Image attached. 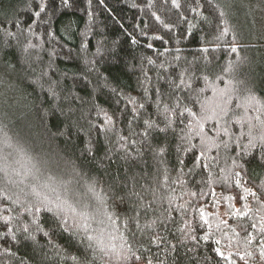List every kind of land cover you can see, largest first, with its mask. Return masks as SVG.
I'll use <instances>...</instances> for the list:
<instances>
[{"label":"trees","instance_id":"obj_1","mask_svg":"<svg viewBox=\"0 0 264 264\" xmlns=\"http://www.w3.org/2000/svg\"><path fill=\"white\" fill-rule=\"evenodd\" d=\"M255 1L180 0L176 9L171 0H69L70 7L55 0L36 17L45 0H0V233L2 218L11 216L9 227L19 241L0 240V264H72L68 257L85 251L89 260L96 257L94 264H116L112 245L119 252L124 240L153 264H264L259 243L264 205L249 196L247 216H236L230 204L242 208V202L226 199L244 187L259 192L264 185V162L249 164L264 132L255 119L261 113L249 108L245 115L237 107L243 102L238 89L264 99V41L256 36ZM225 21L230 31L216 41ZM205 47L208 52L202 51ZM182 73L185 80L191 77L190 89L175 87ZM129 99L136 101L138 116ZM177 99L182 104L177 112L187 105L198 114L196 120L201 114L210 117L203 127L209 138L203 157L199 129L187 113L184 123L177 119L167 133L138 135L147 119L163 127L159 113ZM222 108L228 109L224 119ZM105 113L115 122L107 131ZM248 121L255 125V148L249 145ZM121 135L136 145L122 149ZM163 145L167 152L160 155L156 148ZM90 185L107 193L114 206L109 214L119 219L109 221L97 213L101 205ZM33 189L52 202L66 201L69 224V209L87 213L90 234L102 241L95 251L87 249L86 240L80 243V236L64 232L47 212L37 215L49 237L37 233L35 242L25 240L23 226H31L32 218L2 197L7 193L16 199L15 193L25 203L35 202ZM137 212L139 228L129 219ZM126 221L131 231L124 228ZM252 223L255 229L241 230ZM247 234L255 239L245 247L238 240ZM205 235L208 240L202 239ZM217 247L228 260L214 251Z\"/></svg>","mask_w":264,"mask_h":264},{"label":"snow or ice","instance_id":"obj_2","mask_svg":"<svg viewBox=\"0 0 264 264\" xmlns=\"http://www.w3.org/2000/svg\"><path fill=\"white\" fill-rule=\"evenodd\" d=\"M167 2H168V0H165V3H167ZM54 4H55V0H45L44 3H41L39 5V11H37L35 13V16L39 17L40 14L42 12H44L47 7H50L51 5H54ZM61 4L64 7H70L71 6L69 0H61ZM171 4L176 9H180L182 6L180 3V0H171ZM149 6H151V5H149ZM192 10L195 11V9H192ZM220 15L223 16L224 13L221 12ZM153 16L155 17V19L157 21L163 23V21H161L160 16L156 15L155 13H153ZM182 18L185 20L187 19V17H182ZM163 26L165 28H167L169 31L172 30V25H170V24L164 23ZM229 31H230V29L227 25V22L225 21L224 27L222 28V30H220L219 35L215 36L214 39L216 41L223 40L227 36ZM8 35L12 36L14 34L9 32ZM153 38L154 39H161V40L163 39L162 37H159V36H155ZM233 39L235 40V37H233ZM149 47L151 48L152 45H149ZM202 51L208 52L209 49L207 47H205L202 49ZM232 51L235 52L236 48L233 47ZM148 63L154 65L155 61H153L149 58ZM190 81H191V77L188 80H185L184 74L182 73L181 77L179 79V83H176L175 87L177 89H179V88L190 89L191 88V82ZM113 91H115V90H113ZM237 91L240 92V96H241V99L243 101L241 104H238L237 107L244 109L245 115L247 114V110L249 108L254 109L255 111L261 113V115H264V99H258L254 94H252L251 90H249L247 88H244L242 90L238 89ZM52 95H56V93L53 91ZM128 103L132 104L134 106L133 107L134 115L138 116L139 114L136 113V111H135L136 101L134 99H129ZM225 103L227 104V101ZM181 106H182V104H181L180 99H177L174 101V107L169 106L168 104H165L163 107V111L159 113L163 117L162 123L164 124V126L161 127L159 123H157L151 119L144 120L143 124L145 126V130L142 133H139L138 135H141L142 137H148L149 136V130H158L160 133H167L170 128H173V125L176 123L177 119H179L180 123H184L183 117H184L185 113H187L188 116L193 117L195 127L197 129H199V131L196 134L201 137V151L199 152V155L201 157H203L205 155V151L208 149V146H209V138L207 137V134L203 132V127H204V122L207 119H209L210 117L208 115L201 114V115H199V119L196 120L195 118L197 117L198 114L196 112H194L192 110V108L188 107L187 105L183 106L182 111L177 112V109H180ZM139 108H144V105L139 104ZM157 108L158 109L160 108L159 104H157ZM205 111H207V110L205 109ZM221 113H223V115H221L220 118L224 119V117L228 115V109L222 108ZM261 115H258L255 119L258 121L260 128L264 129V118H261ZM105 119L107 120V123L109 126L108 128H106V131L111 130L112 128L115 127V122L112 120L111 117H109L107 115V113H105ZM242 121H243V117H241L240 120H238L237 122L242 123ZM248 124H249V129H250L248 132V136L250 137L249 145L252 148H255V147H257V145L255 144L256 137L252 136V131H251L252 128L255 127V125H253L251 121H248ZM186 126L191 127L192 122H190L189 125H186ZM223 132L225 135H229V131L227 128H224ZM241 136H243V133L241 134ZM140 142L143 143V140H141ZM236 142L239 143V139H237ZM118 143H120V147L122 149L127 150L128 145L134 146V145H136L137 141L134 139H129L128 137L121 135V136H119ZM190 143H191V140L189 139V144ZM5 145L7 147H11V144L8 143L7 140H5ZM225 147L226 148L228 147L227 143H225ZM258 147H259V152L255 155H253V158L251 161H249V164L255 163V161L257 159H259L261 162H264V132H262V134L259 136ZM89 151L91 152V148L89 149ZM156 151L158 152V154L163 155L164 153L167 152V145L157 146ZM9 155H10V153H9ZM5 159H7V157H5ZM181 163H183V162L181 161ZM233 163L235 164V161H233ZM203 166L205 168L209 167L208 164H205ZM235 178H236L235 184L239 187L241 185V179H242L240 171L235 172ZM89 190L96 194V198L101 205V208L97 209V213L99 215L106 216L109 221L119 219V217L117 215H115L114 212L112 214H109L108 210L112 209L114 206L108 204L109 197H108L107 193L104 192L103 189H100L99 191H97L96 185H90ZM33 193L36 195L37 199L35 202H28V203L21 201L19 194H15V193L13 195L16 196V199H13V196L8 195L7 193H5V195L2 197V199L4 201H12V203L17 204L18 207L22 208L23 213H26L28 216H30L32 218L31 226H34V227H31L28 224H25L23 226V232L27 234L24 236L25 240H31V241L35 242L37 233H42L43 236L49 237V232L44 230L43 225L40 222V217L37 215L38 213H41V212H47V213L52 214V217H53L54 221L56 222L57 226L62 228V230L64 232H68L69 235H71V236H80V243H84V241L86 240L88 242L87 243V249H93V251H95V246L102 243V241L100 240V238L98 236H94V235L90 234L89 225L87 223V221H88L87 213L76 212L74 209H69L72 211V217H71L72 223L69 224V219L66 218L67 213H68V210H66V207H65V205L67 203L66 201L61 202L58 200L56 202H52L47 197H41L40 194L35 191V189H33ZM249 196L255 198L259 203L264 205V185L260 186L259 192L253 191L249 187H244L242 190V193H237L236 196L226 197V199H228L229 201H235V200H237V198H239V200L242 202V208H234L230 204V208L233 209V213H232L233 215L247 216L248 211L250 210V207L248 204V197ZM115 199H118L119 201L123 202L124 196L117 195L115 197ZM217 203H219V201H217ZM149 207H150V205H149ZM3 210L8 211V212L12 211L11 208H7V207H5ZM138 217H139V213L137 212L135 216L129 218L132 222L135 223L137 228L140 227ZM201 218L204 220V224L208 225L209 228H211V225L209 224V221H208V219L205 216L203 211H201ZM2 219H3V225L2 226L4 228V231L2 233H0V240H3L5 243H8L9 241H11L12 243H18L19 241L17 240L16 232L13 231L12 227H9V225L11 224V222L14 218L11 216H4ZM101 223H103V221H101ZM220 223L224 224L225 226H228L227 220H221ZM123 226L125 229H128L129 231H131V229H129V227H128L127 221L123 224ZM30 227H31V231H30ZM249 227L255 229L257 227V224L252 223L248 227L241 225V230L245 233H248ZM217 229L219 230V225H217ZM181 231H183V229H181ZM231 231L235 234V236L237 238L240 237V233L236 232V230L234 228L231 229ZM259 231L262 235H264V216L261 217ZM81 233H82V236H81ZM132 235L135 236V232H132ZM192 239H195V237H192ZM202 239L208 240L209 236L205 235L204 237H202ZM227 239L229 240V242H231V237H227ZM253 239H255L254 236H252L251 234H247L243 238L242 241L238 240V243H243V245L245 247H247V245L250 244L253 241ZM155 240L162 241L163 238L160 236H156ZM155 240H150V243H154ZM215 243L220 244V240H216ZM259 243L262 245L261 255L264 256V239H261L259 241ZM157 247H159V244H157ZM170 247L172 250H176V245H171ZM112 251L114 253H116V256H117L116 264H129V262H131V261H135V264H140L141 261H143V264H153V260L151 258L144 256V255H137L136 251L133 250L132 245L130 243H128L127 240H124V243L120 247L119 252H116V246L115 245H112ZM144 251L150 252L151 249H144ZM214 251L222 259H225V260L229 259V257L225 256L224 252L219 247L215 248ZM4 252L9 253L10 252L9 248L5 247ZM10 254L15 255V253H10ZM229 255H231V253H229ZM237 255H239V251L237 252ZM245 255H247V253H245ZM240 258L244 259V256H241ZM68 259H70L72 261V264H94L96 257L93 256L92 259L89 260L87 257L86 251H85V253H82L80 256L72 255V256L68 257Z\"/></svg>","mask_w":264,"mask_h":264},{"label":"rangeland","instance_id":"obj_3","mask_svg":"<svg viewBox=\"0 0 264 264\" xmlns=\"http://www.w3.org/2000/svg\"><path fill=\"white\" fill-rule=\"evenodd\" d=\"M252 11L257 22L256 36L264 41V0H256L252 5Z\"/></svg>","mask_w":264,"mask_h":264}]
</instances>
